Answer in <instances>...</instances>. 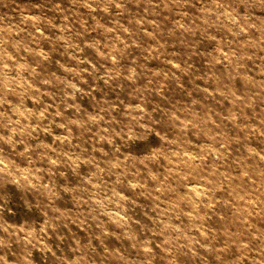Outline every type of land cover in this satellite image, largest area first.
I'll return each instance as SVG.
<instances>
[{"label":"rangeland","instance_id":"obj_1","mask_svg":"<svg viewBox=\"0 0 264 264\" xmlns=\"http://www.w3.org/2000/svg\"><path fill=\"white\" fill-rule=\"evenodd\" d=\"M0 264H264V0H0Z\"/></svg>","mask_w":264,"mask_h":264},{"label":"bare ground","instance_id":"obj_2","mask_svg":"<svg viewBox=\"0 0 264 264\" xmlns=\"http://www.w3.org/2000/svg\"><path fill=\"white\" fill-rule=\"evenodd\" d=\"M196 193V192H195Z\"/></svg>","mask_w":264,"mask_h":264}]
</instances>
